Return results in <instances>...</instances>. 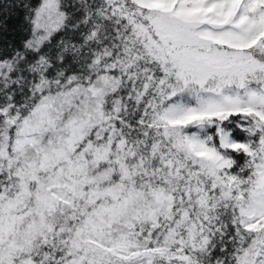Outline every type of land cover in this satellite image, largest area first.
Instances as JSON below:
<instances>
[{"label":"snow or ice","instance_id":"obj_1","mask_svg":"<svg viewBox=\"0 0 264 264\" xmlns=\"http://www.w3.org/2000/svg\"><path fill=\"white\" fill-rule=\"evenodd\" d=\"M0 264H264V0H0Z\"/></svg>","mask_w":264,"mask_h":264},{"label":"trees","instance_id":"obj_2","mask_svg":"<svg viewBox=\"0 0 264 264\" xmlns=\"http://www.w3.org/2000/svg\"><path fill=\"white\" fill-rule=\"evenodd\" d=\"M20 38L22 39L23 37L21 36Z\"/></svg>","mask_w":264,"mask_h":264}]
</instances>
